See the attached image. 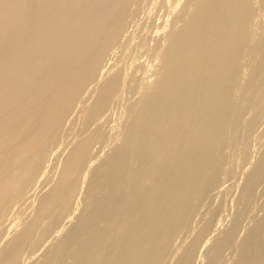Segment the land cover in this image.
I'll return each instance as SVG.
<instances>
[{"label":"bare ground","instance_id":"obj_1","mask_svg":"<svg viewBox=\"0 0 264 264\" xmlns=\"http://www.w3.org/2000/svg\"><path fill=\"white\" fill-rule=\"evenodd\" d=\"M158 1L0 0V264H264V0Z\"/></svg>","mask_w":264,"mask_h":264},{"label":"rangeland","instance_id":"obj_2","mask_svg":"<svg viewBox=\"0 0 264 264\" xmlns=\"http://www.w3.org/2000/svg\"><path fill=\"white\" fill-rule=\"evenodd\" d=\"M140 1V2H139ZM135 0V2H137L136 4H137V12L135 11V14H134V16H136V18H134V16H133V18H132V20H134L136 23H135V25H134V21H131V18L129 19V22L130 23H128L127 24V26H128V29L130 28V29H133V30H131V31H133V34L135 33V35H133V37H134V39H133V41H129L128 43L130 44V42H131V44L133 43V45H131V48H132V50H130V52H129V50L127 49V48H124V47H128L127 45H129L128 43H126L127 45L125 46V42H126V40H121L124 44H123V46H122V44H121V48L123 47V54L125 53V52H127L129 55H128V58L130 57V58H132V56H134V55H136L137 54V52H136V48H135V42L137 41V40H139L141 37H143L144 35H145V32H146V30L147 29H149L150 28V26H151V21H153V20H155L154 22L156 23V22H158V18H156V17H159V16H161V14H162V12L161 11H159L160 9H159V3H157V2H159L158 0ZM142 1V2H141ZM139 2V3H138ZM143 2H145L144 4H146V6H144V4H143ZM141 3H142V5L143 6H140L141 5ZM139 4V5H138ZM150 4V5H149ZM154 4V5H153ZM148 6V7H147ZM152 7V9H151V7ZM143 7V8H142ZM150 7V8H149ZM154 7H155V9H154ZM144 8H146V9H144ZM149 9V10H148ZM147 10V11H146ZM142 11V12H141ZM144 11V12H143ZM152 11H153V13H152ZM150 12V13H149ZM155 12V13H154ZM159 12H160V15H159ZM147 13V14H146ZM139 16V17H138ZM146 18H145V17ZM152 16V17H151ZM137 17H138V19L140 20V18H141V20L142 21H139L138 19H137ZM154 17V18H153ZM152 18V19H151ZM137 19V20H136ZM150 19V20H149ZM157 20V21H156ZM150 21V22H149ZM144 24H143V23ZM133 23V24H132ZM136 24H137V26H136ZM157 24V23H156ZM139 25H140V27H139ZM134 26H136V29H135V27ZM138 27V28H137ZM144 28V29H143ZM140 29V30H139ZM141 31H142V33H143V31H144V33H143V35L141 34ZM138 34H137V33ZM138 37H137V36ZM136 36V37H135ZM140 37V38H139ZM138 38V39H137ZM125 41V42H124ZM129 45V46H130ZM129 49H130V47H128ZM127 49V50H126ZM117 50V49H116ZM134 50V51H133ZM127 53H126V55H127ZM125 55V54H124ZM125 57H127V56H125ZM126 96V97H125ZM125 99V101H122V100H124ZM121 101H122V103L124 102V104H122L121 103ZM127 101V95L125 94L124 95V97H122L121 98V100H120V102H119V105H118V107H116V109H117V111H116V109H115V112H116V114H114L115 116V118H117V117H119V118H122V117H124V110H126V107L125 106H127V105H125V102ZM126 104H128V101L126 102ZM121 105V106H120ZM125 105V106H124ZM125 107V109H123ZM123 109V110H122ZM119 110V111H118ZM121 110H122V112H121ZM118 112V113H117ZM120 112V113H119ZM124 113V114H123Z\"/></svg>","mask_w":264,"mask_h":264}]
</instances>
